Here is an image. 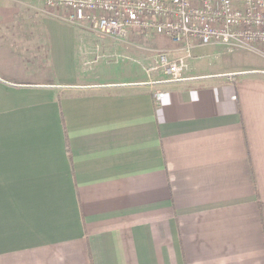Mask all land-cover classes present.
Returning a JSON list of instances; mask_svg holds the SVG:
<instances>
[{"label":"crops","instance_id":"obj_1","mask_svg":"<svg viewBox=\"0 0 264 264\" xmlns=\"http://www.w3.org/2000/svg\"><path fill=\"white\" fill-rule=\"evenodd\" d=\"M78 25L93 59L0 34V264H264V83Z\"/></svg>","mask_w":264,"mask_h":264},{"label":"built area","instance_id":"obj_2","mask_svg":"<svg viewBox=\"0 0 264 264\" xmlns=\"http://www.w3.org/2000/svg\"><path fill=\"white\" fill-rule=\"evenodd\" d=\"M40 2L70 23L124 39L162 32L179 45L175 55L157 52L147 72L171 80L190 69L196 47L233 42L264 45V0H20Z\"/></svg>","mask_w":264,"mask_h":264},{"label":"rangeland","instance_id":"obj_3","mask_svg":"<svg viewBox=\"0 0 264 264\" xmlns=\"http://www.w3.org/2000/svg\"><path fill=\"white\" fill-rule=\"evenodd\" d=\"M0 23V34H5L8 37L12 36L13 31H16L21 37H39L44 44L42 52H47L48 46L50 47L45 59H50L51 56L54 59L59 57L65 59L71 47L75 50L76 44L79 49L86 48L85 50H88L90 59L94 58L93 51L97 50L96 45L90 44L88 40H86L87 44L82 42L84 38L80 33V30L83 29L82 26L70 23L63 15L48 10L40 2L0 0ZM94 34L100 40L114 42L123 40L96 32ZM262 49L263 51L239 42L228 45L219 44L214 48L210 45L204 46L199 49V57L193 61V67L198 72L216 73L220 70L222 73L235 74L238 81L245 79L255 83H264V45ZM98 51L103 52L99 47ZM120 60L125 62L128 59L123 57ZM151 74L154 80L168 78L162 75L159 70H153Z\"/></svg>","mask_w":264,"mask_h":264},{"label":"trees","instance_id":"obj_4","mask_svg":"<svg viewBox=\"0 0 264 264\" xmlns=\"http://www.w3.org/2000/svg\"><path fill=\"white\" fill-rule=\"evenodd\" d=\"M259 50L263 51L262 47H257Z\"/></svg>","mask_w":264,"mask_h":264}]
</instances>
